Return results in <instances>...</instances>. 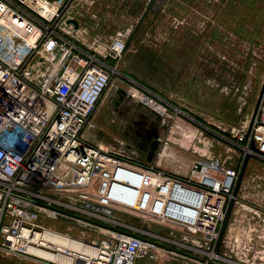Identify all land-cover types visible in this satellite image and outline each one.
Returning a JSON list of instances; mask_svg holds the SVG:
<instances>
[{"label": "built area", "instance_id": "built-area-1", "mask_svg": "<svg viewBox=\"0 0 264 264\" xmlns=\"http://www.w3.org/2000/svg\"><path fill=\"white\" fill-rule=\"evenodd\" d=\"M71 1L0 0V251L46 264H137L157 247L114 231L101 242L77 237L41 221L97 226L81 218L105 224L115 206L160 218L175 212L159 221L218 245L240 170L216 158L196 165L189 179L165 176L92 143L97 108L114 76H122L118 64L129 33L103 44L82 38L63 13ZM141 93L144 104L167 112L161 98ZM240 140L247 143L246 157L264 162V85ZM204 170L214 177L199 179L196 173ZM160 181H169L172 191L161 190Z\"/></svg>", "mask_w": 264, "mask_h": 264}, {"label": "rangeland", "instance_id": "rangeland-1", "mask_svg": "<svg viewBox=\"0 0 264 264\" xmlns=\"http://www.w3.org/2000/svg\"><path fill=\"white\" fill-rule=\"evenodd\" d=\"M151 1L72 0L63 6L90 42L129 33L118 64L122 76H114L103 96L89 139L144 169L182 179L196 165L220 158L241 172L236 199L218 245L137 210L115 206L110 220L101 221L198 258L156 246L137 264H264L249 246L250 228L264 217V162L246 157L247 143L240 140L264 85V0H156L136 30ZM141 91L166 102L167 112L144 104ZM41 221L100 242L115 236L93 225ZM0 264L46 263L0 251Z\"/></svg>", "mask_w": 264, "mask_h": 264}, {"label": "bare ground", "instance_id": "bare-ground-1", "mask_svg": "<svg viewBox=\"0 0 264 264\" xmlns=\"http://www.w3.org/2000/svg\"><path fill=\"white\" fill-rule=\"evenodd\" d=\"M150 107H152V109H153L156 113H158V114H160V115H164V114L166 113V112H165V109L162 108V106L159 105V104H153V105L150 106ZM196 174H197V177H198L199 179H202V178H203V179L208 180V178L210 179V178H213V177H214V173L211 172L210 170H204V171L198 172V173H196ZM160 184H161V185H160L161 190H169V191H172V185H171V183H170L169 181H160ZM177 199H179V198L177 197ZM164 200H165V199H164ZM179 201H180V200H179ZM163 202H164V201H162L161 199H159V202H158V208L162 205ZM197 208H198V203H195L194 206H192V207L189 208L190 210H188V211H189L190 214H191L190 217H189V220H190V221L192 220L191 216H193V217L196 216L197 211H198ZM170 215L177 216V213L172 212V214L169 213V214L167 215L166 212H162V216H161V218H162V219H164V218H166V217H170V218H172V216H170ZM151 216H152V215H151ZM152 217H154V216H152ZM155 217H157L158 219H161V218L158 217V216H155ZM163 217H164V218H163ZM45 237L48 238V239H50V240L60 241L61 243H67V242H68V241H66L65 239H61V238L54 237V236H52L51 234H48V233L45 234ZM68 244L76 245V243H75V242H72V241L68 242ZM76 247H78V246H76ZM212 256L217 257V255H214V254H212Z\"/></svg>", "mask_w": 264, "mask_h": 264}, {"label": "water", "instance_id": "water-1", "mask_svg": "<svg viewBox=\"0 0 264 264\" xmlns=\"http://www.w3.org/2000/svg\"><path fill=\"white\" fill-rule=\"evenodd\" d=\"M155 1H156V0H152V1H151V4H150V5L148 6V8L146 9V11H145V13H144V15H143L141 21L139 22V25L137 26V29H136V30H138V29L141 27V25L143 24L145 18H146L147 15L149 14V12H150V10H151V8H152V5H153V3H154ZM70 23H73V24L75 25L76 28L79 27V23H78L77 21H75V20H71ZM129 46H130V41H128V43H127V48H128ZM252 148H253V149H256V147H255L254 145L252 146ZM249 159H250V158H249ZM232 208H233V205H232L231 208H230L231 210L229 211L228 219H229V216H230V214H231ZM79 218H80V217H79ZM81 219L84 220V221L90 222V223H92V224H94V225H97V226H99V227H102V228H105V229H108V230L114 231V232H118V233H121V234H125V235H129V236L137 237V238H139V239H141V240H144V241H146V242H149V243H151V244H153V245H155V246L161 247V248H163V249H167V250L172 251V252H174V253H177V254H180V255H183V256H187V257H191V258H196V257H194V256H192V255H190V254H188V253H186V252H183V251H180V250H178V249H175V248H172V247H169V246H166V245L160 244L159 242L152 241V240H150V239H148V238H144V237H141V236H136V235L130 234V233H128V232H124V231L119 230V229H115V228H113V227H111V226H108V225H105V224H102V223H99V222H95V221L87 220V219H85V218H81ZM227 222H228V220H227ZM226 227H227V223H225V226H224V229H223V232H222V235H221V239H220V244H221V242H222V240H223V238H224V235H225V232H226ZM218 252H219V250H218ZM196 259H198V258H196ZM215 264H216V263H215Z\"/></svg>", "mask_w": 264, "mask_h": 264}, {"label": "crops", "instance_id": "crops-1", "mask_svg": "<svg viewBox=\"0 0 264 264\" xmlns=\"http://www.w3.org/2000/svg\"><path fill=\"white\" fill-rule=\"evenodd\" d=\"M94 143L93 141H91ZM261 216V215H259ZM257 218V217H255ZM255 224L250 228V245L254 246V258L263 261L264 263V217L255 220Z\"/></svg>", "mask_w": 264, "mask_h": 264}]
</instances>
